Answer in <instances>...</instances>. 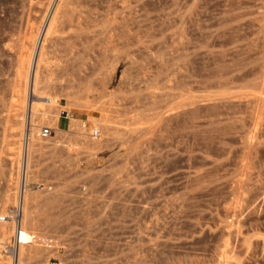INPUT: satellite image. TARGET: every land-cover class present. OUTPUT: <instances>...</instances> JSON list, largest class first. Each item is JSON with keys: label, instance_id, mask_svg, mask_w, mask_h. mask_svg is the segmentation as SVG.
<instances>
[{"label": "rangeland", "instance_id": "374dc122", "mask_svg": "<svg viewBox=\"0 0 264 264\" xmlns=\"http://www.w3.org/2000/svg\"><path fill=\"white\" fill-rule=\"evenodd\" d=\"M24 50L51 128L30 153V264H264V0H0V206L23 183L6 117ZM101 105L97 138L55 128L91 129Z\"/></svg>", "mask_w": 264, "mask_h": 264}, {"label": "bare ground", "instance_id": "6f19581e", "mask_svg": "<svg viewBox=\"0 0 264 264\" xmlns=\"http://www.w3.org/2000/svg\"><path fill=\"white\" fill-rule=\"evenodd\" d=\"M64 1V0H63ZM68 2V1H67ZM60 3V2H59ZM68 5V4H67ZM60 8V5H58ZM58 10V9H57ZM67 10V9H66ZM56 11V10H55ZM59 11V10H58ZM58 11H56V14L58 15ZM65 11V10H64ZM63 11V12H64ZM68 11V10H67ZM53 14V13H52ZM56 15V16H57ZM52 16V15H51ZM51 16H50V23L49 26L47 25V32L52 30V27H54V18H52L51 20ZM61 16V15H60ZM61 18V17H60ZM65 18V17H63ZM67 18V17H66ZM57 20V18H56ZM49 21V20H48ZM68 22V21H67ZM67 25V24H66ZM70 25V24H69ZM56 26V23H55ZM56 28V27H55ZM33 33V32H32ZM45 33V32H44ZM45 33V34H46ZM50 34V33H49ZM45 36V35H44ZM34 38V37H33ZM32 42V41H31ZM42 44V43H40ZM43 47V46H42ZM38 48V47H37ZM36 48V49H37ZM31 49V48H30ZM43 48H41L42 50ZM29 50V49H27ZM26 50V52H27ZM22 51H20L19 56L16 57L15 59V63H14V70H13V77H12V82H11V89H12V96H11V100L9 103V107H8V111H7V117L6 120L7 122L12 124L11 127V134L13 137L17 136L15 133L16 128H19V137L21 139H25V150H23V152L21 151H17V152H12L11 155L15 156L13 159L10 160L11 164L14 166L15 165V171L14 172H9L7 175V181H11L14 185L17 184L18 181V175L19 172H21V182L22 183V187H21V194L19 198H15L13 197L14 195H12L11 198H6L5 200H3L4 202H2V206H4L5 204H7L9 201H11L13 210L12 212H9L7 209L2 208V206H0V217L3 216L6 219H4L3 221L0 220V264H30L33 260L32 257L29 256L28 252H29V248L31 244H27V243H31L28 242L26 236L23 239V234L25 233L24 231V220H23V215L21 216V213L24 212L25 210V204L29 203L28 201H30L29 199H31V201L33 199H36L35 201H37V197H35L36 195H33V193L30 192V190L27 187V182H28V178L30 175V153L32 149H36L35 147L37 146V144H43L40 143L42 140L39 138V134L41 132H39V128L40 125L42 123V125L45 123L47 117H48V113L46 110V106L45 104H49V99H45L44 100V90L46 88L49 87V80L47 81L46 79L42 82L43 79L40 80V78L42 77L41 75H38L39 71H41V68H37L39 65V59H38V63L35 62V66L36 69L33 72V67H32V62H33V50H30L29 52H25V50L23 51L25 54V57H23V53H21ZM44 52V51H42ZM35 53V52H34ZM44 54V53H43ZM36 55V53H35ZM34 55V56H35ZM38 55H42L41 51H39ZM38 57V56H36ZM39 58V57H38ZM37 60V59H36ZM35 60V61H36ZM41 60V59H40ZM41 63H43V60L41 61ZM40 63V66H41ZM34 64V63H33ZM37 64V65H36ZM165 64V63H164ZM43 66V65H42ZM161 66V65H160ZM264 66V65H263ZM35 68V67H34ZM45 68V67H44ZM32 70V73H31ZM45 74V73H44ZM40 76V78H39ZM45 76V75H44ZM49 76V75H48ZM48 79V77H47ZM163 79V78H162ZM164 80V79H163ZM243 80V79H242ZM108 81V80H107ZM126 83V82H125ZM127 84V83H126ZM220 87V86H219ZM257 88V87H256ZM119 91V90H118ZM255 91V90H254ZM246 93V92H245ZM231 96V95H230ZM245 96V94H244ZM248 96V94L246 95ZM245 96V97H246ZM252 96V97H251ZM244 97V98H245ZM251 98V100L255 103L258 102H262L264 103V92L262 91V93H258L257 94H253L248 96ZM229 98V97H228ZM29 99V101H28ZM80 99V98H79ZM81 99L84 100V98L81 97ZM167 99V98H166ZM243 99V98H242ZM78 100V99H77ZM87 100V99H86ZM85 100V101H86ZM192 100V99H191ZM79 101V100H78ZM85 101H83L84 103H80L76 101L75 107H81L83 105H87L88 109L89 107L93 108V105L88 103H85ZM89 101V100H88ZM181 102V101H180ZM195 102V101H193ZM193 102L189 101L188 104H184V105H191L193 104ZM229 102V101H228ZM247 102V101H246ZM148 103V102H147ZM249 103V101H248ZM182 104V103H181ZM253 104V103H252ZM139 105V104H138ZM178 105V104H177ZM196 105V104H195ZM210 105V104H209ZM255 105V106H257ZM161 106V105H160ZM251 106V105H250ZM259 107V106H258ZM82 108V107H81ZM96 108V107H95ZM94 108V109H95ZM176 108V107H174ZM173 108V109H174ZM249 108V107H248ZM86 109V108H85ZM96 109H98L100 111V116L99 117H94V116H89V118L87 119L88 121H90L93 126L91 129H85V123L83 122H78L75 121L72 117H70L69 119V123H68V128L67 129H62L59 127V123H58V116H56L54 118V122H55V128L60 132H63L64 135L66 133H71L74 137V139H78V140H89V139H93V137L91 136V133L93 130H99L101 128V126H105V124H109L110 121L108 119L109 115L107 113V111L104 109V106H99ZM95 109V110H96ZM169 109V108H168ZM192 109V108H190ZM195 109V108H194ZM96 110V111H98ZM170 110V109H169ZM87 111V110H86ZM95 111V112H96ZM142 111V110H141ZM161 111V110H160ZM192 111V110H191ZM215 111V110H214ZM255 111V109H254ZM170 112V111H169ZM178 112V111H177ZM97 113V112H96ZM110 113V112H109ZM156 116L158 115L155 112ZM153 115V113H152ZM171 115V114H170ZM189 115V114H188ZM260 115V114H259ZM148 116V115H147ZM146 116V117H147ZM88 117V116H87ZM111 117V116H110ZM140 117V116H139ZM170 117V116H169ZM197 117V116H196ZM25 118V121H24ZM148 118V117H147ZM146 118V119H147ZM153 118V117H151ZM253 118V117H252ZM135 119V118H133ZM141 119V118H140ZM165 119V118H164ZM143 121V119H141ZM150 120V118H149ZM153 120V119H152ZM151 120V122H152ZM156 120V119H155ZM254 120V119H253ZM147 121V120H146ZM144 121V123L146 122ZM118 124V123H117ZM41 125V126H42ZM116 125V124H115ZM121 125V124H120ZM146 125V124H144ZM107 126V125H106ZM105 126V127H106ZM109 127V126H108ZM117 127V125H116ZM151 127V126H150ZM106 129V128H105ZM110 129V128H109ZM112 129H114L112 127ZM159 129V128H158ZM88 130H90L89 132H87ZM104 130V129H103ZM117 130V128L115 129ZM134 130V129H133ZM41 131V130H40ZM106 131V130H105ZM109 132V131H108ZM150 132V131H149ZM121 134V133H120ZM63 135V134H62ZM109 135V134H108ZM113 135V134H112ZM102 136V135H101ZM18 138V137H17ZM23 139V140H24ZM24 143V142H23ZM12 145H17L19 147L20 140L16 141V142H12ZM23 145V144H22ZM36 145V146H35ZM42 146V145H41ZM40 148H43L41 147ZM44 146V144H43ZM46 146V144H45ZM44 146V147H45ZM47 146H49L47 144ZM34 147V148H33ZM38 148V146H37ZM39 148V149H40ZM45 149V148H43ZM14 150V149H12ZM37 150V149H36ZM42 150V149H40ZM18 152H21L22 156L19 155ZM10 167V166H9ZM13 168V167H12ZM10 169V168H9ZM20 169V171H19ZM13 170V169H12ZM15 175V178H13L12 175ZM18 176V177H17ZM15 188V186H14ZM13 188V189H14ZM17 188V187H16ZM20 188V187H19ZM9 191V190H8ZM8 193V192H7ZM5 198V197H4ZM41 198V197H39ZM28 200V201H27ZM52 201V200H51ZM50 201V202H51ZM49 203V202H48ZM30 204V203H29ZM52 204V203H51ZM31 205V204H30ZM30 207V206H29ZM31 209V208H30ZM27 210H25L26 212ZM28 212V211H27ZM30 212V211H29ZM29 214V213H28ZM27 214V215H28ZM15 216V217H14ZM27 217V216H25ZM28 218V217H27ZM26 219V218H25ZM14 220L16 221V225L14 223ZM27 220V219H26ZM27 223V222H26ZM12 225V227H11ZM30 231V230H29ZM28 231V235L30 237L31 232L29 233ZM26 234V233H25ZM10 235H12V237H14L16 239V243H15V254L13 256L7 257V246L9 244L5 243V240L7 238L10 237ZM32 236V235H31ZM8 240V239H7ZM6 240V241H7ZM33 240V238H32ZM27 241V242H26ZM31 241V240H29ZM31 252V251H30ZM9 256V255H8ZM34 257V256H33ZM35 259V258H34ZM38 259V257H37ZM34 264V263H33Z\"/></svg>", "mask_w": 264, "mask_h": 264}, {"label": "built area", "instance_id": "2783aa9c", "mask_svg": "<svg viewBox=\"0 0 264 264\" xmlns=\"http://www.w3.org/2000/svg\"><path fill=\"white\" fill-rule=\"evenodd\" d=\"M99 130H93L92 131V133H91V136L92 137H94V138H97L98 136H99ZM51 133V128L50 127H45V128H43L42 130H41V134H42V136H47L48 134H50ZM15 217V216H14ZM4 219H6L5 217H3V216H1L0 217V220L1 221H3ZM14 238V237H13ZM15 239H14V241L11 243V244H9L8 246H7V253L9 254V255H14L15 254Z\"/></svg>", "mask_w": 264, "mask_h": 264}]
</instances>
